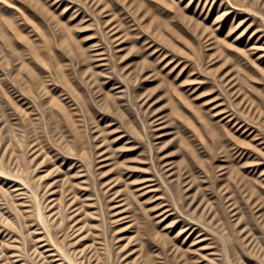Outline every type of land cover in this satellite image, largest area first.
<instances>
[{
  "label": "rangeland",
  "instance_id": "374dc122",
  "mask_svg": "<svg viewBox=\"0 0 264 264\" xmlns=\"http://www.w3.org/2000/svg\"><path fill=\"white\" fill-rule=\"evenodd\" d=\"M0 264H264V0H0Z\"/></svg>",
  "mask_w": 264,
  "mask_h": 264
},
{
  "label": "bare ground",
  "instance_id": "6f19581e",
  "mask_svg": "<svg viewBox=\"0 0 264 264\" xmlns=\"http://www.w3.org/2000/svg\"><path fill=\"white\" fill-rule=\"evenodd\" d=\"M24 184H25V183H24ZM26 184H27V183H26ZM26 184H25V185H26ZM24 187H25V186H24ZM28 187H29V186L27 185V187H26V188L28 189Z\"/></svg>",
  "mask_w": 264,
  "mask_h": 264
}]
</instances>
